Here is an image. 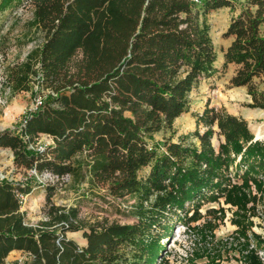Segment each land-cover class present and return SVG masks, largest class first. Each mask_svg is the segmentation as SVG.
<instances>
[{
    "label": "trees",
    "instance_id": "16d2710c",
    "mask_svg": "<svg viewBox=\"0 0 264 264\" xmlns=\"http://www.w3.org/2000/svg\"><path fill=\"white\" fill-rule=\"evenodd\" d=\"M27 1L35 7L44 41L12 68L10 80L17 93L29 92L32 83L48 93L17 131L0 133V147L13 153L18 167L88 182L93 195L99 188L115 199L141 187L172 190L157 209L140 212L133 225L86 224L77 208L53 202L56 188L49 185L47 220L33 227L16 196L30 195L33 188L0 181V264H7L13 251L30 254L28 264H155L159 242L149 233L171 210L218 200L223 178L241 153L237 168L264 166V144L252 141L246 123L215 109L198 116L210 129L194 133L207 148L166 140L160 153L151 144L155 134L173 130L189 111L191 92L218 72L203 20L216 10L235 12L224 35L232 39L224 65L238 66L231 86L247 88L253 105L264 109V94L254 82L264 76V0H246L238 12L235 0ZM216 123L225 138L218 155L210 145ZM42 135L52 137L54 145L28 150ZM251 177L243 174L245 181ZM77 232H83L86 246L67 237ZM253 259L261 264L258 256Z\"/></svg>",
    "mask_w": 264,
    "mask_h": 264
},
{
    "label": "rangeland",
    "instance_id": "374dc122",
    "mask_svg": "<svg viewBox=\"0 0 264 264\" xmlns=\"http://www.w3.org/2000/svg\"><path fill=\"white\" fill-rule=\"evenodd\" d=\"M3 0H0V2ZM237 12L246 0H235ZM35 7L31 1H7L0 7V133L17 131L24 118L36 110L39 99L44 101L48 91L40 90L32 83L29 92L17 93L10 80L12 68L27 60V56L39 48L44 33L38 28ZM235 15L229 8L220 9L204 17V24L215 48L217 74L191 92L189 111L178 118L173 130L154 135L153 146L164 152L166 140L183 143L185 146L202 150L206 145L195 138L194 133H204L210 127L199 122L198 116L205 110L215 109L222 116H233L246 123L253 142L264 144V109L254 106L253 98L245 87H232L230 80L238 66L225 67L224 54L232 39L225 33ZM256 89L264 94V76L254 79ZM217 123L212 127L214 135L210 145L219 154L225 138L218 134ZM40 141L46 142L41 137ZM251 142H249L250 144ZM34 151V150H30ZM244 152V151H243ZM242 153L236 156L237 164ZM191 164V160H187ZM233 164L221 184L223 194L216 201L205 200L199 205L171 210L160 225L153 227L149 236L159 242L160 253L155 264H253L258 256L264 264V166L255 171H246ZM149 169L140 173L147 176ZM249 172L251 180L243 179ZM0 181L12 184H28L33 190L25 204V219L29 226H37L47 220V186H55L53 202L57 206L77 208L79 217L86 224L108 222L133 225L138 223L139 213L157 209L159 200L172 189L156 191L141 187L139 191L124 199H115L105 188L89 192V184L69 181L52 182L14 163L13 153L0 147ZM230 184V185H229ZM260 184L261 187L258 186ZM238 186L237 192L227 197L226 191ZM221 191V192H222ZM168 227V231L164 229ZM80 247L84 242L83 232L68 233ZM30 259L22 253H11L7 264H28ZM137 261V259L135 260ZM139 262V261H137ZM138 264V263H136Z\"/></svg>",
    "mask_w": 264,
    "mask_h": 264
},
{
    "label": "built area",
    "instance_id": "2783aa9c",
    "mask_svg": "<svg viewBox=\"0 0 264 264\" xmlns=\"http://www.w3.org/2000/svg\"><path fill=\"white\" fill-rule=\"evenodd\" d=\"M43 104V101L41 99L38 100L37 102V106H36V110L41 107ZM44 138L46 140V142H42L40 141V139ZM41 137H39L35 142L29 143L28 144V150H34L35 152H41L44 151L46 148L54 145V139L52 137H50L49 135H42ZM37 169H31L30 172H32L33 174H38L40 176L45 177L46 179L52 181V182H61V181H69V179L71 178L69 175H66L62 178L53 175L51 173H43V174H39L37 171ZM17 199L19 200V203L21 205V212L24 213L25 210V204L27 203V201H29V195L28 194H22V193H17L16 194ZM22 254L26 255L29 259H31L30 254L28 253H23Z\"/></svg>",
    "mask_w": 264,
    "mask_h": 264
},
{
    "label": "crops",
    "instance_id": "0c3cea01",
    "mask_svg": "<svg viewBox=\"0 0 264 264\" xmlns=\"http://www.w3.org/2000/svg\"><path fill=\"white\" fill-rule=\"evenodd\" d=\"M33 194V192H31V194L30 195H32ZM78 233V232H77ZM84 240L86 241V242H84L83 244H82V246L81 247H84V246H86L87 245V240L84 238ZM74 241V240H73ZM12 253H21V252H19V251H13Z\"/></svg>",
    "mask_w": 264,
    "mask_h": 264
}]
</instances>
